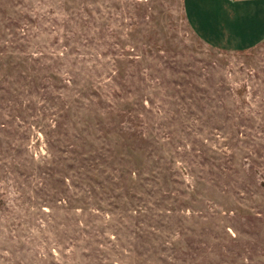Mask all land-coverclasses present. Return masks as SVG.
Masks as SVG:
<instances>
[{
	"label": "rangeland",
	"instance_id": "rangeland-1",
	"mask_svg": "<svg viewBox=\"0 0 264 264\" xmlns=\"http://www.w3.org/2000/svg\"><path fill=\"white\" fill-rule=\"evenodd\" d=\"M0 264H264V41L210 47L181 0H0Z\"/></svg>",
	"mask_w": 264,
	"mask_h": 264
},
{
	"label": "crops",
	"instance_id": "crops-1",
	"mask_svg": "<svg viewBox=\"0 0 264 264\" xmlns=\"http://www.w3.org/2000/svg\"><path fill=\"white\" fill-rule=\"evenodd\" d=\"M181 5L192 33L210 47L245 51L264 41V0H181Z\"/></svg>",
	"mask_w": 264,
	"mask_h": 264
}]
</instances>
